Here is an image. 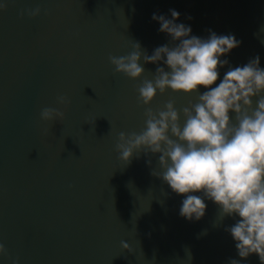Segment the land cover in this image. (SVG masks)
Segmentation results:
<instances>
[{
    "label": "water",
    "instance_id": "95a60500",
    "mask_svg": "<svg viewBox=\"0 0 264 264\" xmlns=\"http://www.w3.org/2000/svg\"><path fill=\"white\" fill-rule=\"evenodd\" d=\"M0 264H260L238 255L221 217L205 198L200 220L180 215L184 195L152 171L159 154L137 153L130 164L116 149L121 132H141L145 111L174 101L181 110L199 93L158 94L142 105L137 88L162 61L131 79L110 56H126L135 41L152 55L172 38L153 14L190 26L207 39L234 35L239 47L221 57L219 79L256 56L264 69V0H0ZM40 14L32 16L31 10ZM191 17V19H189ZM216 85H213L215 87ZM69 103L59 104L57 98ZM253 106L258 99L253 97ZM57 108L63 121H44ZM235 121V113H230ZM151 160V165L148 161ZM202 195V193H193ZM127 242L132 251L124 249Z\"/></svg>",
    "mask_w": 264,
    "mask_h": 264
},
{
    "label": "clouds",
    "instance_id": "9594fccd",
    "mask_svg": "<svg viewBox=\"0 0 264 264\" xmlns=\"http://www.w3.org/2000/svg\"><path fill=\"white\" fill-rule=\"evenodd\" d=\"M6 6L0 4V10ZM40 11L37 8L29 14L37 16ZM170 12L173 19L153 14V20L160 23L159 31L172 38V46L157 47L148 55L135 41L128 55L110 56L109 60L118 73L131 79L144 76L142 57L145 63L162 61L170 69L157 67L153 79H144L138 86L142 105H151L158 91L192 94L199 93L200 87L208 90L199 93L198 103L182 109L183 125L174 101L160 110L147 107L144 129L121 132L116 149L126 164L137 153L159 154L163 171H152V175L186 197L180 215L189 221L200 220L207 209L205 198L213 201L220 207L222 219L240 218L226 229L236 242L238 255L247 259L257 254L264 264V69L259 67L260 57L230 68L216 85L219 68L229 63L221 57L242 42L234 35L214 32L207 39L193 36L190 26L175 22L180 13ZM253 97L258 98L255 106ZM57 100L62 105L69 103L64 96ZM230 113H235L236 123ZM40 115L44 121L65 119V113L57 108L46 107ZM148 163L151 165V160ZM122 247L132 251L127 242H122ZM6 254L0 243V256ZM230 264L240 261L231 259Z\"/></svg>",
    "mask_w": 264,
    "mask_h": 264
}]
</instances>
